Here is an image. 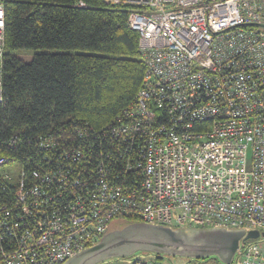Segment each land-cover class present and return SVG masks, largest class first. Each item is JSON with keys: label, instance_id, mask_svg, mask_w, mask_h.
Here are the masks:
<instances>
[{"label": "built area", "instance_id": "obj_1", "mask_svg": "<svg viewBox=\"0 0 264 264\" xmlns=\"http://www.w3.org/2000/svg\"><path fill=\"white\" fill-rule=\"evenodd\" d=\"M101 1L127 11L145 66L110 130L138 144L140 179H97L87 155L55 139L38 147L74 163L73 180L66 171L29 178L0 158V181L14 194L0 207V264H63L122 218L257 231L240 239L231 264H264V0ZM4 53L0 0V102Z\"/></svg>", "mask_w": 264, "mask_h": 264}, {"label": "trees", "instance_id": "obj_2", "mask_svg": "<svg viewBox=\"0 0 264 264\" xmlns=\"http://www.w3.org/2000/svg\"><path fill=\"white\" fill-rule=\"evenodd\" d=\"M3 9L0 158L15 163L29 178L66 171L73 180L78 176L74 163L61 151L38 147L40 139H55L61 147L87 155L95 178L135 185L140 148L136 142L118 143L110 133L134 102L145 70L127 11L108 8L101 0H3ZM21 50L34 53L29 63L14 55ZM13 202L12 185L0 181V207ZM113 222L115 229L138 220ZM146 257L159 264L172 258L138 252L121 260L133 264ZM191 262L222 264L212 257Z\"/></svg>", "mask_w": 264, "mask_h": 264}, {"label": "water", "instance_id": "obj_3", "mask_svg": "<svg viewBox=\"0 0 264 264\" xmlns=\"http://www.w3.org/2000/svg\"><path fill=\"white\" fill-rule=\"evenodd\" d=\"M257 237V231L245 235L240 229L172 228L134 222L107 232L98 242L63 264H99L111 258H128L138 252L191 260L212 257L222 264H231L240 239Z\"/></svg>", "mask_w": 264, "mask_h": 264}, {"label": "rangeland", "instance_id": "obj_4", "mask_svg": "<svg viewBox=\"0 0 264 264\" xmlns=\"http://www.w3.org/2000/svg\"><path fill=\"white\" fill-rule=\"evenodd\" d=\"M33 54L34 53L32 51H26V50L17 51V52L14 53V55L16 57H18L19 59H21L25 63H29L32 60ZM113 224H114V222L111 224V227H110L109 231H112V230H115V229H120V227L114 229ZM116 225H118V224H116ZM141 253H146V252H141ZM135 255H138V253H135L132 256H135ZM132 256H130V257H132ZM167 257H169V256H167ZM117 259H119V258L107 259L104 262H101L99 264H131V261L121 260V258L119 260H117ZM145 259L148 260V261H152L153 260L152 257H148V258L146 257ZM187 259L188 258L172 257L171 259L164 258V259L161 260V262L162 263H168V264H170V263H172V264H191V263H188L189 259L188 260ZM194 264H196V262ZM197 264H209V263H197Z\"/></svg>", "mask_w": 264, "mask_h": 264}]
</instances>
